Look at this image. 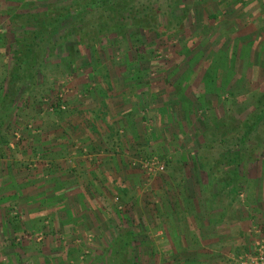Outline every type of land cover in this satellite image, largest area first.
I'll list each match as a JSON object with an SVG mask.
<instances>
[{
  "label": "rangeland",
  "instance_id": "rangeland-1",
  "mask_svg": "<svg viewBox=\"0 0 264 264\" xmlns=\"http://www.w3.org/2000/svg\"><path fill=\"white\" fill-rule=\"evenodd\" d=\"M8 1L12 3L4 9H14L9 17L0 11V159L4 158L7 148L38 147V142L28 140L43 132L45 124L52 131H57L59 115L70 111V98H87L94 87L76 89L72 82L84 81L77 77V70L82 75L99 67L128 69L118 77L119 84L125 86L121 95H128L124 91L133 94L136 90L133 86L143 81L144 85H151L153 91L158 92L159 104L155 100L152 103L144 101V105L137 108L134 117L141 121V126L138 132L135 131L134 140L131 137L134 151L130 152V147L126 151L121 150L118 141L111 150L113 158L126 159L128 165L127 172H122L127 180L123 186L128 187L122 193L116 190L117 178L110 194L111 207L117 217L120 215L121 228L117 232L112 230L108 238L99 237L100 231L86 226L77 233V230L66 234L53 230L46 233L37 226V218H30L36 214L35 210H43L45 205L30 206V214L23 211V205L5 206L11 213L4 226L0 223V264H156L162 259L164 261L166 256L164 252L162 258L158 256L154 245L160 242L161 237H157L156 232L164 227L169 210L167 201L173 192L185 190L197 201H207V206H212L214 211L211 216L213 213L218 215V207H228L231 198L246 202L249 192L246 181L257 176L259 173L254 169L264 164V134L262 130L255 131L242 146L240 160L237 161L238 137L242 135L238 128L264 95V71L260 74L255 72L251 62L244 67L247 59L240 60L236 66L234 60L229 59L230 53L228 58L220 55L222 47L228 50L231 47L229 37L223 43L218 38V44H208L210 47L202 45L203 42L197 38L195 42L190 41L189 32L194 31L196 36L200 27L205 25L201 24L204 14L197 8L202 0H157L154 3L159 12L156 30L129 29L101 35L90 47L80 45L76 37L68 36L70 26H66L50 39L46 38L49 40L44 44V65L37 70L35 81L26 86L10 82L9 77L14 38L22 35L24 30L21 25L30 15L45 14L76 0ZM9 2L0 0V8L1 4ZM190 11L196 18L194 24L186 22ZM218 21L220 37L223 20L220 22L218 18ZM217 47V94L208 100L195 102L196 106L189 107L187 111L183 106L189 105L188 102H183V99L177 101L175 92L181 91L188 82L189 92L199 94L197 83L188 81L186 71L188 68L206 70L214 66L213 54H210L214 51H207L210 55L207 59L197 56L203 48L214 50ZM257 63L264 67V58ZM109 77L107 73L103 78L107 80ZM206 84L203 85L204 90ZM123 102L122 108L127 110L131 107L129 98ZM156 109L158 111H154ZM163 115L167 123H161ZM70 146L73 156L82 154L87 159L90 157L87 143L73 141ZM52 148L56 149L58 145ZM70 158L67 159L69 164ZM41 159L37 155L35 160H27L28 167L31 166L36 177L38 173L52 177L54 172L48 169V164H44L45 169ZM236 168L238 170L234 173ZM16 180L17 177L13 181ZM186 181H189V187H186ZM233 187H236L235 192ZM22 190L16 187L14 191ZM130 195L145 203L138 211L141 217L136 214L137 201H133L134 196ZM250 230L252 245L243 249L236 258L237 264L249 261L255 253L256 243L264 240V224L254 222ZM48 244L51 249H44Z\"/></svg>",
  "mask_w": 264,
  "mask_h": 264
},
{
  "label": "crops",
  "instance_id": "crops-1",
  "mask_svg": "<svg viewBox=\"0 0 264 264\" xmlns=\"http://www.w3.org/2000/svg\"><path fill=\"white\" fill-rule=\"evenodd\" d=\"M202 1L197 4V8L204 14L202 17L204 22L201 24L205 25L200 27L196 36L194 31L189 32L190 41L195 42L197 38L199 42H203L202 45L210 47L212 43L218 44V38H221L223 43L229 37L231 47L229 50L222 47L220 55L228 58L227 55L230 53L229 59L232 62L234 60L236 66L240 60L247 59L248 63L244 67H248L251 62V66L253 65L251 68L255 72L259 74L263 72V64L259 65L257 60L264 58V0ZM10 3L12 2L1 4L0 11L6 17H9L10 11L14 10L4 9ZM191 11L186 22L194 24L196 18L194 14L191 16ZM218 18L220 22L223 20L220 37H218ZM215 27L216 30H211ZM202 37L203 39L200 40ZM207 51H214L210 53L213 54L211 59L214 66L206 70L188 68L185 74L189 77L188 81L197 83L199 94L189 92L188 82L181 91L175 92L176 100L183 99V102H188L189 105H182L187 111L201 100H208L207 98L217 94L218 47L214 50L203 48L197 57L210 58ZM125 70L128 71V69L107 70L99 67L92 68L82 75L80 70L75 71L77 77L84 79L83 82H72L76 89L94 87L87 98H70L68 101L70 111L59 115L58 130L52 131V128L45 124L43 132L28 140L38 142V147L5 150L4 158L0 159L1 225L4 226L10 219L11 212L5 206L23 205V211L30 214V206L40 204V206L45 205L44 209L35 210L36 214L30 218H37V226L46 233L52 230L64 234L77 230V233L87 227L100 231L99 237H110L112 230L117 232L121 228L120 215L117 217L111 207L110 194H112L113 182L117 178L116 190L122 193L128 187L123 186L127 180L122 174L127 172L128 165L126 159L122 161L113 158L114 152L111 150L118 141L121 150L126 151L130 147V152L134 151L131 143L136 137L135 131L138 132L141 126V121L134 116L144 105V101L152 103L155 100L158 103L159 99L158 92L153 91L151 85L150 87L144 85L143 81L133 86L136 88L133 94L124 91L128 95L122 96V88L125 90V86L119 84L118 77ZM106 72L110 76L107 80L103 78L107 75ZM199 77L203 78L198 82ZM205 83L207 84L204 90ZM144 86L145 88L142 89L141 87ZM175 87L179 86L175 85ZM125 98L131 100V107L127 110L122 108ZM164 116L160 117L161 123L168 122ZM73 141L87 143L90 148L88 159L82 154L72 155L70 145ZM53 145H58V148H52ZM37 155L42 158L43 164H40L45 169L44 164H48V169L54 172L52 177L39 173L36 177L31 166L28 167L27 160H35ZM68 158L71 159L70 164ZM254 171H257L259 176H252L246 181L249 191L246 202L240 203L239 198L234 200L231 198L228 207L227 205L223 209L218 207L217 216L215 213L213 216L210 215L214 211L212 206H207V201H197L185 190L182 193L173 192L171 199L167 201L169 210L165 216L164 227L156 232V236L161 237L160 242L157 241L156 246L154 245L158 256L162 258V252L166 256L164 261L162 259L156 264H237L236 258L243 249L252 245V238L249 235L252 232L251 226L254 222L264 224V164ZM16 177L17 180L13 181ZM189 184V181H186V187H189ZM16 187L23 190L14 191ZM132 200L137 201L136 214L141 217L138 211H141V206L145 203L137 196ZM44 220L48 222L42 223ZM45 223L48 225L44 226ZM44 249L50 250V245L48 244Z\"/></svg>",
  "mask_w": 264,
  "mask_h": 264
},
{
  "label": "trees",
  "instance_id": "trees-1",
  "mask_svg": "<svg viewBox=\"0 0 264 264\" xmlns=\"http://www.w3.org/2000/svg\"><path fill=\"white\" fill-rule=\"evenodd\" d=\"M156 1L76 0L70 5L54 8L45 14L30 15L21 25L24 28L22 35L14 38L10 82L24 86L33 83L37 70L44 65L46 54L44 44L66 26H70L68 36L76 37L80 45L88 47L101 35L129 29L156 30L159 24V12L154 7ZM238 129L242 135L238 137L240 148L236 151L237 161L240 160L241 148L249 137L259 130L264 134V95L252 114ZM237 170L236 168L234 173ZM232 191L235 192L236 187H233Z\"/></svg>",
  "mask_w": 264,
  "mask_h": 264
},
{
  "label": "built area",
  "instance_id": "built-area-1",
  "mask_svg": "<svg viewBox=\"0 0 264 264\" xmlns=\"http://www.w3.org/2000/svg\"><path fill=\"white\" fill-rule=\"evenodd\" d=\"M242 264H264V240L256 243V250L249 261L242 262Z\"/></svg>",
  "mask_w": 264,
  "mask_h": 264
}]
</instances>
